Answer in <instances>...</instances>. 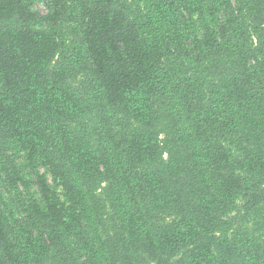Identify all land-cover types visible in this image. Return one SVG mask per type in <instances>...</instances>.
<instances>
[{
  "label": "trees",
  "instance_id": "obj_1",
  "mask_svg": "<svg viewBox=\"0 0 264 264\" xmlns=\"http://www.w3.org/2000/svg\"><path fill=\"white\" fill-rule=\"evenodd\" d=\"M0 264H264V0H0Z\"/></svg>",
  "mask_w": 264,
  "mask_h": 264
},
{
  "label": "rangeland",
  "instance_id": "obj_2",
  "mask_svg": "<svg viewBox=\"0 0 264 264\" xmlns=\"http://www.w3.org/2000/svg\"><path fill=\"white\" fill-rule=\"evenodd\" d=\"M34 8L37 9V10H39V11H41V12H43L45 10L44 6L41 5V4L34 5Z\"/></svg>",
  "mask_w": 264,
  "mask_h": 264
}]
</instances>
